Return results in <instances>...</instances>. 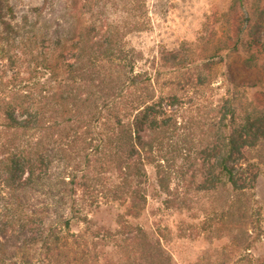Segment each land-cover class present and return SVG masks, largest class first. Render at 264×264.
<instances>
[{"label": "trees", "instance_id": "16d2710c", "mask_svg": "<svg viewBox=\"0 0 264 264\" xmlns=\"http://www.w3.org/2000/svg\"><path fill=\"white\" fill-rule=\"evenodd\" d=\"M88 14L87 0H42L17 18L10 1L0 0V263H52L68 247L73 220L91 240L105 239L102 227L81 217L79 194L96 208L103 199L118 202L135 217L146 201L147 165L166 207L185 204L189 183L199 193L227 189L232 201L245 199L246 214L259 211V165L250 153L264 145V40L252 13L226 41L223 95L196 122L204 131L197 139L181 123L183 97L203 84L189 74L190 48L161 55L162 68L187 71L169 84L182 93H169L163 71H135L138 53L125 38L141 27ZM120 220L121 242L143 236ZM104 229L111 236V226Z\"/></svg>", "mask_w": 264, "mask_h": 264}, {"label": "rangeland", "instance_id": "374dc122", "mask_svg": "<svg viewBox=\"0 0 264 264\" xmlns=\"http://www.w3.org/2000/svg\"><path fill=\"white\" fill-rule=\"evenodd\" d=\"M9 1L17 18L42 3V0ZM246 1V7L240 9L236 0H87V8L94 17L88 14V19L93 21L123 19L129 27L135 24L141 27L125 38L128 46L138 53L135 71L152 75L163 71L162 77L169 87L166 92L182 93L179 87L169 84H176L187 71L173 73L169 66L162 68L159 62L162 53L190 48L192 57L184 53L194 64L189 74L200 75L203 84L195 82L192 93L182 96L185 120L181 123L184 132L197 139L198 133L202 137L204 131L196 130V122L207 119L209 108L223 95L226 70L219 61L226 55L224 46L247 10L257 27L262 25L259 30L264 40V0ZM210 54H215V58L209 65L204 59ZM228 61L234 65L237 59L231 57ZM250 159L259 165L254 189L259 211L246 214L245 199L232 201L227 189L199 193L194 192L196 185L189 183L182 187L185 200V204H180L182 208L175 204L166 207L155 170L147 165L141 186L146 201L135 217L124 216V206L110 199H103L96 208L80 193L77 203L82 209L81 217L87 215L94 229L102 227L106 238L91 240L86 225L73 220L69 234H64L68 247L55 252L52 263L45 264H264V239H257L258 231L264 233V145L252 151ZM176 161L181 162L179 158ZM104 183L106 180L102 179L99 185ZM120 219L141 228L143 236L121 242L117 227ZM254 225L258 230L252 229ZM108 226L112 229L111 236L104 229Z\"/></svg>", "mask_w": 264, "mask_h": 264}]
</instances>
